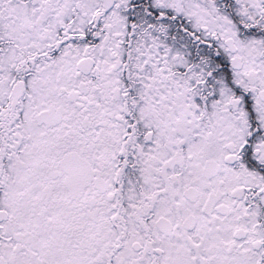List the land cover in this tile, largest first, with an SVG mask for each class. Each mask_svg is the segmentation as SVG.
Instances as JSON below:
<instances>
[{
  "label": "snow or ice",
  "instance_id": "snow-or-ice-1",
  "mask_svg": "<svg viewBox=\"0 0 264 264\" xmlns=\"http://www.w3.org/2000/svg\"><path fill=\"white\" fill-rule=\"evenodd\" d=\"M0 264H264V0H0Z\"/></svg>",
  "mask_w": 264,
  "mask_h": 264
}]
</instances>
